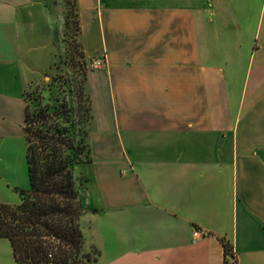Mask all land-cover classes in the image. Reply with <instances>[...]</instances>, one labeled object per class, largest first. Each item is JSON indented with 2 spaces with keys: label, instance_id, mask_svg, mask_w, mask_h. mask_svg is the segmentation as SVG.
<instances>
[{
  "label": "crops",
  "instance_id": "1",
  "mask_svg": "<svg viewBox=\"0 0 264 264\" xmlns=\"http://www.w3.org/2000/svg\"><path fill=\"white\" fill-rule=\"evenodd\" d=\"M48 4L0 0L8 196L27 167L24 92L58 39ZM75 6L84 55L104 60L85 81L93 212L80 219L84 249L95 247L100 264H233L227 243L236 264H264V0ZM0 264H17L6 239Z\"/></svg>",
  "mask_w": 264,
  "mask_h": 264
},
{
  "label": "trees",
  "instance_id": "2",
  "mask_svg": "<svg viewBox=\"0 0 264 264\" xmlns=\"http://www.w3.org/2000/svg\"><path fill=\"white\" fill-rule=\"evenodd\" d=\"M85 80L73 86L75 106L58 95L45 98L38 93L36 99H28L24 92L29 189L17 191L18 205L0 202V239L9 242L17 264L96 263L95 249H84L80 219L85 210L73 173L78 164L90 162L87 136L76 119L80 111L84 121L91 118ZM223 245L227 263L232 248Z\"/></svg>",
  "mask_w": 264,
  "mask_h": 264
},
{
  "label": "rangeland",
  "instance_id": "3",
  "mask_svg": "<svg viewBox=\"0 0 264 264\" xmlns=\"http://www.w3.org/2000/svg\"><path fill=\"white\" fill-rule=\"evenodd\" d=\"M48 7L51 14L52 31H56L58 34L57 41L53 44L49 43L50 47L48 51L53 56V61L49 69L40 71L34 80L27 84L25 90L26 98L36 99L38 93L44 95L45 98L50 96L56 97V95H58L60 98H66V100L70 102V105L75 106V103L72 102L75 100V89H73V86L83 85L84 79L87 77L88 73L94 69V66L92 60H89L84 55L78 41L79 27L76 17L75 0H49ZM45 84L46 87L43 86ZM85 106L86 103H83V107ZM78 115L76 119L80 121V129L87 136L90 120L87 122L84 121L81 111ZM79 137L78 135L77 139ZM85 144L89 149L90 159V147L87 139H85ZM83 159L82 157L81 160L84 162ZM88 164H78L73 169L78 194L85 210L84 213H86V211L88 213L93 212L84 204L89 178L84 169ZM15 183L17 188H15L9 196L6 193L0 192V198L2 200L13 202V204L8 203L10 205H18L20 203L18 190L26 191L29 189L27 167L21 168V171H19V174L15 177ZM91 249H95L94 258L96 259V263L94 264H100L99 251L95 247H91Z\"/></svg>",
  "mask_w": 264,
  "mask_h": 264
},
{
  "label": "built area",
  "instance_id": "4",
  "mask_svg": "<svg viewBox=\"0 0 264 264\" xmlns=\"http://www.w3.org/2000/svg\"><path fill=\"white\" fill-rule=\"evenodd\" d=\"M103 62H104L103 59H95V60L92 61V64H93L94 68H99V67L102 66ZM198 233H199V231H196L195 234H198ZM226 260H227L228 263H233V261H234V252H233L232 249H230V251L228 253V256L226 257Z\"/></svg>",
  "mask_w": 264,
  "mask_h": 264
}]
</instances>
